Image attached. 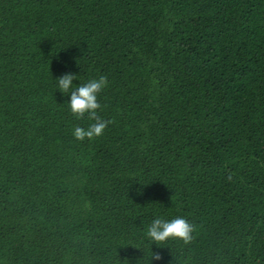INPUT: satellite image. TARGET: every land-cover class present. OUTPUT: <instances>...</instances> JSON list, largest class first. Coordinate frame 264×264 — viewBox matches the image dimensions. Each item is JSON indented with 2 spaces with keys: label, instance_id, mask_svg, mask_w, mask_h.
Instances as JSON below:
<instances>
[{
  "label": "trees",
  "instance_id": "trees-1",
  "mask_svg": "<svg viewBox=\"0 0 264 264\" xmlns=\"http://www.w3.org/2000/svg\"><path fill=\"white\" fill-rule=\"evenodd\" d=\"M157 215L151 264H264V0H0V264H149Z\"/></svg>",
  "mask_w": 264,
  "mask_h": 264
},
{
  "label": "clouds",
  "instance_id": "clouds-1",
  "mask_svg": "<svg viewBox=\"0 0 264 264\" xmlns=\"http://www.w3.org/2000/svg\"><path fill=\"white\" fill-rule=\"evenodd\" d=\"M78 75L65 73L54 79L55 88L68 97L66 102L70 111L77 117L87 115L94 122L87 128L76 127L73 130V136L77 140L100 136L107 126V121L102 120L97 115V110L101 109L99 96L107 86V78L99 76L92 78L79 85L73 81L78 80ZM193 225L183 216L166 219L162 216H154L147 225L145 232L146 239L151 243V261L159 260L160 256L152 251V245L157 247L168 243L169 241H183L185 243L192 239ZM129 264L131 262L129 261Z\"/></svg>",
  "mask_w": 264,
  "mask_h": 264
}]
</instances>
